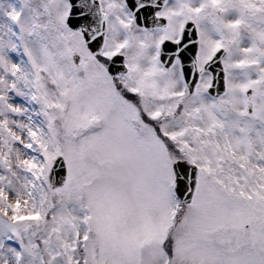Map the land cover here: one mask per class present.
I'll list each match as a JSON object with an SVG mask.
<instances>
[{
  "label": "snow or ice",
  "instance_id": "snow-or-ice-1",
  "mask_svg": "<svg viewBox=\"0 0 264 264\" xmlns=\"http://www.w3.org/2000/svg\"><path fill=\"white\" fill-rule=\"evenodd\" d=\"M0 264H264V0H0Z\"/></svg>",
  "mask_w": 264,
  "mask_h": 264
}]
</instances>
